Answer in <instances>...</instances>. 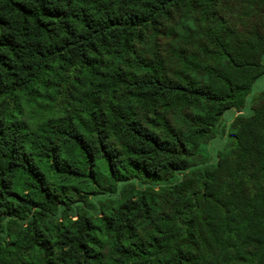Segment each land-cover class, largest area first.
I'll use <instances>...</instances> for the list:
<instances>
[{
    "label": "trees",
    "instance_id": "trees-1",
    "mask_svg": "<svg viewBox=\"0 0 264 264\" xmlns=\"http://www.w3.org/2000/svg\"><path fill=\"white\" fill-rule=\"evenodd\" d=\"M263 55L264 0H0V264H264Z\"/></svg>",
    "mask_w": 264,
    "mask_h": 264
},
{
    "label": "rangeland",
    "instance_id": "rangeland-1",
    "mask_svg": "<svg viewBox=\"0 0 264 264\" xmlns=\"http://www.w3.org/2000/svg\"><path fill=\"white\" fill-rule=\"evenodd\" d=\"M264 63V55H263ZM264 91V74L259 76L254 82L251 91L245 96V104L240 109L231 108L224 114V122L229 127L236 115L250 116L253 112L252 108L255 103L256 97ZM230 140L229 136L224 138H215L210 141V147L214 153L218 152L227 141Z\"/></svg>",
    "mask_w": 264,
    "mask_h": 264
}]
</instances>
